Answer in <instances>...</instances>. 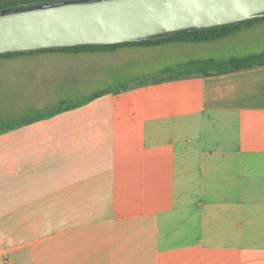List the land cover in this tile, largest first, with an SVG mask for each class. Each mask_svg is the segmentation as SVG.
Here are the masks:
<instances>
[{"label":"crops","instance_id":"0c3cea01","mask_svg":"<svg viewBox=\"0 0 264 264\" xmlns=\"http://www.w3.org/2000/svg\"><path fill=\"white\" fill-rule=\"evenodd\" d=\"M101 91L0 130V264H264V65Z\"/></svg>","mask_w":264,"mask_h":264},{"label":"water","instance_id":"95a60500","mask_svg":"<svg viewBox=\"0 0 264 264\" xmlns=\"http://www.w3.org/2000/svg\"><path fill=\"white\" fill-rule=\"evenodd\" d=\"M264 18V0H54L0 10V56L114 45Z\"/></svg>","mask_w":264,"mask_h":264},{"label":"rangeland","instance_id":"374dc122","mask_svg":"<svg viewBox=\"0 0 264 264\" xmlns=\"http://www.w3.org/2000/svg\"><path fill=\"white\" fill-rule=\"evenodd\" d=\"M256 23L224 38L189 45L197 47V52L207 49L216 58L227 54L245 55L256 51L260 40L264 39V29L258 30ZM125 48L0 58V128L15 120L51 113L62 102H79L101 90H115L131 81L153 80L166 75L164 72L168 75L179 73V70H161L179 53L178 44L152 49L132 47L115 52Z\"/></svg>","mask_w":264,"mask_h":264},{"label":"trees","instance_id":"16d2710c","mask_svg":"<svg viewBox=\"0 0 264 264\" xmlns=\"http://www.w3.org/2000/svg\"><path fill=\"white\" fill-rule=\"evenodd\" d=\"M47 1H54V0H0V10L19 7V6L28 5V4H38V3L47 2ZM261 20H264V18L257 19V20H251L248 22H242L239 24L224 25V26H219L215 28L201 29V30H196V31H188L185 33L173 35V36L162 38V39L148 40V41H143V42L114 44V45L77 46V47H68V48L40 50V51L20 52V53L1 55L0 58H8V57H14V56H20V55H26V54L44 53V52H66V53H73V54L96 53V52L113 51L115 49L122 48V47H128V46H155V45H162V44H167V43H177V42L179 43L208 42V41H213V40L227 37L241 29L248 27L254 22H258ZM259 65H264V52L249 54L246 56H233L226 60H217L213 58L203 59V60H194L189 63L181 64V65H178L177 67L167 69V70H179V73L177 75H168L166 72H164V74L166 75L157 77L153 80L156 82H160L167 78L175 77L178 75L191 74V73L207 74L208 72H211V71H216L218 73H225V72L236 71V70H241V69H246V68H252L255 66H259ZM107 92L108 91L95 92L91 94L88 100L89 101L93 100L97 97H100L106 94ZM82 103L83 102L65 104L64 102H62V105L58 109H59V112H61L64 110L76 108L80 106ZM44 116L45 115L40 114L39 116H36L33 118L15 120V121H12L9 125L5 127H1L0 130H12L18 126L32 122L34 118L41 119Z\"/></svg>","mask_w":264,"mask_h":264}]
</instances>
